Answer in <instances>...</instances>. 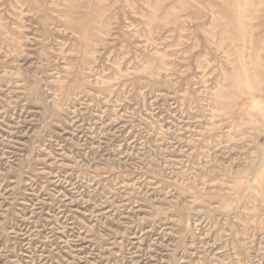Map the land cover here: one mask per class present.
<instances>
[{
  "label": "rangeland",
  "instance_id": "obj_1",
  "mask_svg": "<svg viewBox=\"0 0 264 264\" xmlns=\"http://www.w3.org/2000/svg\"><path fill=\"white\" fill-rule=\"evenodd\" d=\"M0 264H264V0H0Z\"/></svg>",
  "mask_w": 264,
  "mask_h": 264
}]
</instances>
